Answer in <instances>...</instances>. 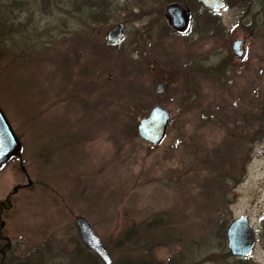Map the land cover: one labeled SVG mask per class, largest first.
Segmentation results:
<instances>
[{
    "label": "rangeland",
    "instance_id": "rangeland-1",
    "mask_svg": "<svg viewBox=\"0 0 264 264\" xmlns=\"http://www.w3.org/2000/svg\"><path fill=\"white\" fill-rule=\"evenodd\" d=\"M104 1L91 16L0 0V111L21 146L0 169V264H103L77 217L111 264H264V0H224L214 17L183 0L181 34L167 0ZM154 107L169 122L151 146L137 127ZM240 217L256 235L246 259L227 248Z\"/></svg>",
    "mask_w": 264,
    "mask_h": 264
},
{
    "label": "water",
    "instance_id": "water-1",
    "mask_svg": "<svg viewBox=\"0 0 264 264\" xmlns=\"http://www.w3.org/2000/svg\"><path fill=\"white\" fill-rule=\"evenodd\" d=\"M196 2L213 13L220 12L226 6L224 0H196ZM190 18L191 12L186 6L170 4L165 9V19L171 28L178 33H182L188 28ZM122 36L123 25L117 24L106 33V41L110 44H116L122 39ZM242 44V41H236L231 46L235 56L239 59L243 57ZM162 89L161 85H157L155 92L162 95ZM168 121V113L164 109L154 107L148 117L140 121L137 127L138 136L143 141L156 146L165 135ZM260 132L264 134V122L261 123ZM19 151V141L0 111V167L6 164L12 156H17ZM76 227L83 245L94 253L103 264H111L108 251L83 217L76 218ZM226 239L227 248L232 257L246 258L253 253L256 243L255 233L246 217H240L228 225Z\"/></svg>",
    "mask_w": 264,
    "mask_h": 264
},
{
    "label": "trees",
    "instance_id": "trees-1",
    "mask_svg": "<svg viewBox=\"0 0 264 264\" xmlns=\"http://www.w3.org/2000/svg\"><path fill=\"white\" fill-rule=\"evenodd\" d=\"M73 1H74V3H73L72 6L75 7V11H78V8L81 7V10L84 8V10L91 16H95L99 12H101L100 13V15H101L104 12L103 9L105 7H107L105 5L106 1H104V0H73ZM184 1L188 3V1H192V0H184ZM167 2H168V4L169 3H180V4H183V0H167ZM208 13H210V12H208ZM211 15L214 17L213 14H211ZM131 238H132V236H131L129 231L124 232L123 239L132 240ZM135 238L136 237L133 235V240ZM149 263L150 262H145V261L142 262V264H149Z\"/></svg>",
    "mask_w": 264,
    "mask_h": 264
}]
</instances>
